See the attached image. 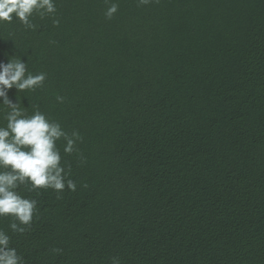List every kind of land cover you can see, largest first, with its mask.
<instances>
[{
    "label": "trees",
    "instance_id": "obj_1",
    "mask_svg": "<svg viewBox=\"0 0 264 264\" xmlns=\"http://www.w3.org/2000/svg\"><path fill=\"white\" fill-rule=\"evenodd\" d=\"M112 2L0 23V63L47 76L9 98L80 137L76 190L21 186L33 222L0 229L23 264H264V0Z\"/></svg>",
    "mask_w": 264,
    "mask_h": 264
},
{
    "label": "clouds",
    "instance_id": "obj_2",
    "mask_svg": "<svg viewBox=\"0 0 264 264\" xmlns=\"http://www.w3.org/2000/svg\"><path fill=\"white\" fill-rule=\"evenodd\" d=\"M148 0H140L141 4ZM105 16L111 19L118 11V4L112 0ZM55 0H0V23L19 21L26 29L34 30L32 17L36 14L41 19L54 16ZM54 23H59L54 21ZM46 73L33 74L28 71L27 63L21 59H9L0 63V105L8 111L0 125V218H9V231L24 234L31 226L38 211V201L22 196L21 186L29 192L39 194L40 190H53L61 193L66 187L76 190V184L68 179L69 173L62 166V156L57 142L63 140L65 154H72L76 141L80 139L76 132L69 136L61 124L50 120L38 108L27 115L18 102H13L8 91H35L42 87ZM58 101L63 100L57 97ZM9 231L0 229V264H23V257L11 246ZM112 264H120L113 258Z\"/></svg>",
    "mask_w": 264,
    "mask_h": 264
}]
</instances>
